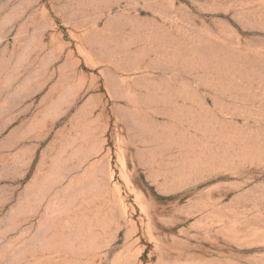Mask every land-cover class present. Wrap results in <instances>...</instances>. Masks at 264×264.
<instances>
[{
	"label": "rangeland",
	"instance_id": "1",
	"mask_svg": "<svg viewBox=\"0 0 264 264\" xmlns=\"http://www.w3.org/2000/svg\"><path fill=\"white\" fill-rule=\"evenodd\" d=\"M0 264H264V0H0Z\"/></svg>",
	"mask_w": 264,
	"mask_h": 264
}]
</instances>
